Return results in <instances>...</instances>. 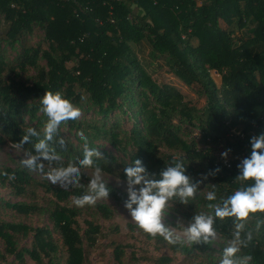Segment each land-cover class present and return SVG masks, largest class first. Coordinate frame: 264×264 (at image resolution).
Here are the masks:
<instances>
[{
    "label": "trees",
    "instance_id": "obj_1",
    "mask_svg": "<svg viewBox=\"0 0 264 264\" xmlns=\"http://www.w3.org/2000/svg\"><path fill=\"white\" fill-rule=\"evenodd\" d=\"M33 25L42 29L48 48H28L17 66L21 71L27 65L35 66L39 56L46 66L37 69L31 83H25L17 77L15 67L9 68L13 74L4 80L0 60V142L19 144L32 128L37 135L29 136L19 148L45 160L36 150L45 132L38 127L23 126L18 117L27 112L35 118L42 109L40 100L48 91L61 92L77 106L82 95L75 89L87 95L88 104L101 116L100 124L89 123V131L75 120L67 124L83 131L89 142L103 139L113 147L124 144L116 131V118L107 127L105 122L111 113L124 108L133 122L128 139L129 166L140 159L149 177L160 179L161 172L177 165L190 177L195 171L194 162H200L210 183L208 194L200 196L199 201L212 211L215 233L234 242L239 249L238 257L249 264H264V211L250 212L243 220L215 215L217 206L224 207L232 195L254 187L255 181L239 179L242 172L234 163L229 168L223 166L211 147L197 149L180 138L173 127L175 117L184 122L196 119L204 139L222 143L229 154L244 151L251 158V141L264 135V0H0V33L6 40H17L30 32ZM192 40L195 45L190 43ZM142 43L148 47L150 62L160 61L185 86L203 95L202 109L190 105L174 88L159 85L148 75L135 50ZM73 60L75 64L69 68L67 64ZM211 71L220 75L219 87L212 80ZM233 129L241 131L233 135ZM61 141L54 133L46 143L49 156L60 155L62 159L45 161L56 168L69 164L81 167L79 161L84 152H74ZM161 148L180 154L178 157L164 154ZM93 161L102 172H117L127 180L120 165L108 163L104 158L93 157ZM84 169L94 167H81V171ZM80 179L87 177L81 172ZM0 185L17 196L24 194L27 187H39L51 194L55 204L48 215L52 232L64 249L65 263L85 264L82 236L76 226L77 209L64 204L73 197L89 194V189L55 187L36 181L23 168L9 167L0 168ZM106 186L110 189L107 198L127 209L128 195ZM210 193L215 199H208ZM177 199L178 195L169 201L184 205ZM2 205L19 215L42 211L32 204ZM85 207L94 208L103 217L110 213L99 202ZM87 225L85 235L95 240L100 229L91 222ZM29 234H32L31 248L18 251L17 236ZM152 239L156 248L166 247L172 254L191 256L212 249V240L205 241L204 237L198 242L188 243L186 239L176 244H168L159 235ZM0 240L4 244L0 252L3 259L5 253L21 260L25 252L35 263L42 264L44 259L51 262L57 250L45 227L0 221ZM113 253L119 261L121 249L116 246ZM170 263L171 257L161 256L151 264Z\"/></svg>",
    "mask_w": 264,
    "mask_h": 264
},
{
    "label": "rangeland",
    "instance_id": "obj_2",
    "mask_svg": "<svg viewBox=\"0 0 264 264\" xmlns=\"http://www.w3.org/2000/svg\"><path fill=\"white\" fill-rule=\"evenodd\" d=\"M192 45L196 44L195 40L190 42ZM40 47L41 50L48 48V43L44 39V33L41 28L36 25L31 27L30 32L23 34L17 40L11 42L6 40L5 36L0 33V60L3 64V71L1 76L4 80L8 76H11L13 72L9 71V68L15 67L18 78L25 83H31L37 74L38 68H45L46 63L42 57L36 59L35 66L27 65L24 70L18 69V63L22 60L25 51L28 48ZM137 57L146 66V72L148 75L159 85L167 84L170 87L178 91L184 98V101L189 102L196 108L202 109L204 106V97L199 94L196 89L185 86L179 79L174 77L169 69L163 65L160 61L150 62L148 57V47L146 43H142L135 48ZM75 64V61L68 63L70 68ZM211 78L215 85H220V75L214 71L210 72ZM15 76V75H14ZM75 92H80L82 97L79 102V106L74 104L75 107L81 110V117L76 121L81 128L84 127L86 131H89V123H97L101 120V116L96 113L95 108L90 106L87 102V95L79 90L75 89ZM200 112V111H199ZM198 113V112H197ZM196 114V113H195ZM106 127L116 118L118 124L117 132H120V136L124 139V144L119 147H113L103 139H96L91 142L81 138L78 133L81 132L78 129H73V126H69L67 122H62L57 128L56 134L61 140L70 146L74 152H84L85 144L89 149L95 148L101 154L102 157L108 163H115L120 165L123 169L129 167V150L131 149L129 142V131L132 128V119L129 112L123 109L117 110L115 113H111L108 116ZM22 121V125L25 127H38L40 131L45 132L48 118L40 110L37 111L36 117L31 118L27 112L19 114ZM102 122V121H101ZM173 127L178 136L188 143L193 144L197 149H205L211 147L213 154L216 156L224 155L225 148L222 143L213 144L207 139L202 137L200 127L197 126L196 119L192 122L179 121L177 117L173 120ZM241 129H233L231 133L237 135ZM83 132V131H82ZM84 133V132H83ZM85 135V134H84ZM87 138V135H85ZM161 150L164 154H172L174 157H178L180 153L175 151H167L163 148ZM58 157V160L62 159L60 155H52ZM34 158L27 154L20 148L14 147L9 141L0 142V168L9 167L12 169L23 168L29 175L36 181L45 182L48 185H52L46 176L49 172L56 169L45 160H35L33 167L29 168L23 161H27ZM63 161H66L63 159ZM41 165L43 168L41 169ZM195 171L189 177L191 184L196 186V192L193 197L188 198L187 203L184 205L177 204L174 201H168L162 214V223L166 228L173 231L174 235L178 237V240L186 241L184 231L193 224L194 217L196 215H206L212 217V211L210 208L204 206L199 201V197L208 194V185L210 178L204 167L200 162L195 161ZM87 179H71V181L58 182L55 187L71 190L77 186L85 187L89 189V183L94 178V170L84 169L81 171ZM101 180L109 186H113L121 192L128 195L127 192V180L120 178L116 173L101 172ZM63 184V187L61 186ZM181 201V198L178 196ZM177 199V200H178ZM54 197L51 194L46 193L39 187H27L26 192L22 195H15L13 191L5 186L0 185V203H25L37 205L42 209L38 214L32 215H19L14 211L4 207H0V221L22 223L29 227H45L50 231L51 239L57 245L55 256L51 258V262L43 260L42 264H66V255L64 249L60 243L59 238L53 231V226L49 218V211L54 207ZM102 205L109 208L110 213L107 217L101 216V214L92 207H76L72 200L64 205L74 207L77 209L76 226L82 236L83 250L85 254V264H151L156 258L161 256L171 257L170 264H222L225 258V249L231 246H235L234 242L223 239L218 233L215 236H209L212 240V249L203 253L185 256L180 253L172 254L166 247L156 248L152 239V236L144 233L137 227L135 222L131 218L130 211L125 209L120 203H116L113 200L107 198L98 201ZM87 222H91L94 226H98L100 233L95 240H89L85 235V230L88 225ZM203 237V236H202ZM32 234L28 237L17 236L16 249L21 251L23 248H31ZM118 246L121 251L120 260L117 261L114 258L113 249ZM4 244L0 240V252H3ZM233 261V264H249L246 259L240 258L237 252L229 257ZM0 264H37L30 259L29 255L23 252L22 259L17 260L13 255L4 253V259L0 258Z\"/></svg>",
    "mask_w": 264,
    "mask_h": 264
},
{
    "label": "clouds",
    "instance_id": "obj_3",
    "mask_svg": "<svg viewBox=\"0 0 264 264\" xmlns=\"http://www.w3.org/2000/svg\"><path fill=\"white\" fill-rule=\"evenodd\" d=\"M40 104L42 105L41 111L47 116L48 121L45 128V138L36 145V150L41 153L43 159L51 161L58 157L49 156L46 141L52 139L62 122L77 120L82 113L59 91L55 93L45 92ZM35 135H37L35 130L29 128L28 135H25L23 140L14 147H22L28 141L29 136ZM78 135L87 140L82 131ZM251 145V158L243 162L242 175L239 179L254 180L255 186L246 191H237L225 202L224 207L217 206L215 208L217 217L235 216L243 220L250 212L264 211V135L254 138ZM224 155L226 156L227 153ZM93 157L103 158L97 149H89L85 144L83 159L79 161V164L83 168L94 167V178L89 183V194L72 198L76 207L95 206L98 201L107 199L109 196L110 189L101 180L102 168L98 165L94 166ZM35 160L34 157L22 163L31 168L35 164ZM81 167L69 164L67 167L56 168L47 174L46 179L52 185L62 181H71L73 178L78 181ZM124 174L127 177L128 192V201L125 207L130 211L131 218L137 227L152 237L157 235L163 237L168 244H176L179 238L162 223V214L172 197L178 195L183 203H187L188 198L193 197L196 192V186L190 183L189 177L184 174L182 167L180 165L168 167L161 172L160 179H152L142 161L135 159L132 166L124 169ZM10 178H14V176ZM61 186L63 187V184ZM208 199H215L214 194L210 193ZM194 221L184 231L188 243L198 242L202 236L205 241L209 236H215L211 216L196 215ZM238 227H242V225H238ZM238 250L235 246L226 248L222 264H233L229 257Z\"/></svg>",
    "mask_w": 264,
    "mask_h": 264
},
{
    "label": "built area",
    "instance_id": "obj_4",
    "mask_svg": "<svg viewBox=\"0 0 264 264\" xmlns=\"http://www.w3.org/2000/svg\"><path fill=\"white\" fill-rule=\"evenodd\" d=\"M227 155H221L218 160L221 162V164L227 168H229L232 163L235 164L236 167H238L240 170L243 167V162L248 159L246 156V152L242 151L241 153L238 154H229L228 152Z\"/></svg>",
    "mask_w": 264,
    "mask_h": 264
}]
</instances>
